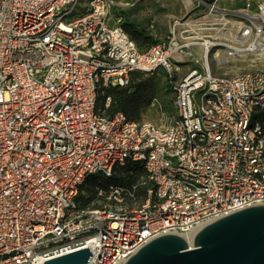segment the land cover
Here are the masks:
<instances>
[{"label": "built area", "instance_id": "built-area-1", "mask_svg": "<svg viewBox=\"0 0 264 264\" xmlns=\"http://www.w3.org/2000/svg\"><path fill=\"white\" fill-rule=\"evenodd\" d=\"M195 2L142 49L123 26L134 3L0 0V264L85 247L88 264H123L161 234L264 204V2ZM155 70L173 90L167 125L107 114L111 96L99 107L107 87ZM127 162L144 166V202L124 205L133 190L112 183L103 205H81L88 177Z\"/></svg>", "mask_w": 264, "mask_h": 264}, {"label": "water", "instance_id": "water-1", "mask_svg": "<svg viewBox=\"0 0 264 264\" xmlns=\"http://www.w3.org/2000/svg\"><path fill=\"white\" fill-rule=\"evenodd\" d=\"M88 247L45 264H88ZM123 264H264V204L251 205L204 224L191 242L178 233L154 237Z\"/></svg>", "mask_w": 264, "mask_h": 264}, {"label": "rangeland", "instance_id": "rangeland-1", "mask_svg": "<svg viewBox=\"0 0 264 264\" xmlns=\"http://www.w3.org/2000/svg\"><path fill=\"white\" fill-rule=\"evenodd\" d=\"M118 2L122 6H125V4L128 3H134V6L122 10L125 15V20L138 29L143 30L146 34L151 35L153 39L156 40L154 44L163 41L167 37L170 18L172 16L182 15L185 13L186 9L190 8L186 6L184 0H118ZM191 2L196 3L195 0H191ZM259 2H264V0H221V3L229 8H240L246 3H250V5L255 7ZM119 9L121 10V8ZM151 22H154V28H150ZM146 47L148 46L144 45L141 48L145 49ZM247 63V61L244 63L238 62L236 66L243 68ZM191 65H193V63L184 64L179 71H176L175 73L180 78L187 72ZM234 65L235 64L233 63L232 66ZM227 66L230 67V65ZM240 71H242V69H235L232 72ZM224 72V69L217 71V73ZM141 75L142 78L151 79L155 83V90L153 95L142 104L139 119L149 120L159 125H167L173 119L176 109L173 102V93L168 85L166 72L163 70H155L153 73H143ZM103 95L105 94L101 93L100 95L101 102L104 98ZM94 176L88 177L80 190L84 198L90 197V201L87 204L88 206L103 205L106 202L104 198L99 197L98 195V188L100 187H96V191L93 192L92 187L90 186V179ZM147 182L148 178L143 167L138 170L137 183L146 187ZM135 190L136 185L134 186L131 195L124 198V205H137L144 202L145 199L142 200L135 195Z\"/></svg>", "mask_w": 264, "mask_h": 264}, {"label": "trees", "instance_id": "trees-1", "mask_svg": "<svg viewBox=\"0 0 264 264\" xmlns=\"http://www.w3.org/2000/svg\"><path fill=\"white\" fill-rule=\"evenodd\" d=\"M125 30L133 38V40L141 48L147 45L145 49L153 46L156 40L151 35L146 34L143 30L138 29L133 24L125 20L123 24ZM155 45V44H154ZM143 49V48H142ZM142 72H134L131 75L130 84L127 87L110 86L106 88L104 98L111 96L112 101L110 106L106 109L107 114H114L116 112H123L128 118L132 120H138L140 117V108L142 104L150 98L155 90V83L148 78H142ZM170 86L171 91V85ZM101 95V94H100ZM100 95L98 97L99 107H104L103 101H100ZM254 121H259L264 128V110H258L254 114ZM143 164L139 162H127L122 166H115L111 175H95L90 180V186L93 192L96 191V187H108L110 184H118L133 190L136 185L135 195L138 198L146 199L147 187H143L137 183L138 170L143 168ZM78 201L82 206H88L90 197L84 198L80 192Z\"/></svg>", "mask_w": 264, "mask_h": 264}, {"label": "bare ground", "instance_id": "bare-ground-1", "mask_svg": "<svg viewBox=\"0 0 264 264\" xmlns=\"http://www.w3.org/2000/svg\"><path fill=\"white\" fill-rule=\"evenodd\" d=\"M184 3L186 4L187 7H189V5L191 4V0H184ZM216 57L213 56V57H210V56H207V60L210 62V63H213L216 61ZM181 235L183 237H185L188 241L191 242V238H192V233L191 232H184V233H181Z\"/></svg>", "mask_w": 264, "mask_h": 264}, {"label": "crops", "instance_id": "crops-1", "mask_svg": "<svg viewBox=\"0 0 264 264\" xmlns=\"http://www.w3.org/2000/svg\"><path fill=\"white\" fill-rule=\"evenodd\" d=\"M188 11H189V8H188V9H186L185 13H187ZM185 13H183V14H185ZM183 14H182V15H183Z\"/></svg>", "mask_w": 264, "mask_h": 264}]
</instances>
